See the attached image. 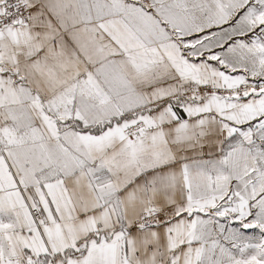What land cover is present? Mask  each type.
Here are the masks:
<instances>
[{"label": "snow or ice", "instance_id": "snow-or-ice-1", "mask_svg": "<svg viewBox=\"0 0 264 264\" xmlns=\"http://www.w3.org/2000/svg\"><path fill=\"white\" fill-rule=\"evenodd\" d=\"M0 264H264V0H0Z\"/></svg>", "mask_w": 264, "mask_h": 264}]
</instances>
